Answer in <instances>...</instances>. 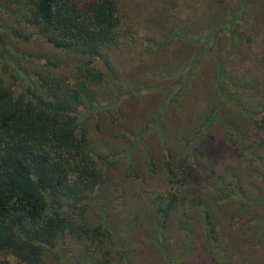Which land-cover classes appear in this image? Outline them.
<instances>
[{
	"label": "trees",
	"instance_id": "obj_1",
	"mask_svg": "<svg viewBox=\"0 0 264 264\" xmlns=\"http://www.w3.org/2000/svg\"><path fill=\"white\" fill-rule=\"evenodd\" d=\"M1 1L43 42L72 54L76 64L69 75L38 72V86L18 96L0 80V264H111L115 245L121 249L120 261L132 264L130 243L109 215L100 212L96 223L86 217L106 183L105 168L115 162L91 147L88 122L105 108L96 105L97 87L113 82L108 51L118 40L117 0ZM195 4L206 9V26L198 21L202 30L189 37L196 53L167 86L154 118L164 178L152 202L153 243L167 264H184L188 254L201 256L200 264H239L220 238L213 209H231L229 224L240 223L238 232L250 233L246 252L257 245L264 252V73H258L259 67L239 69L235 51L243 46L246 59L255 48L264 50V35L261 46L251 39L257 8L251 9L249 0ZM261 25L264 34V19ZM208 57L214 98L174 157L163 117L170 107L187 103L200 63ZM259 61L264 63V57L253 59L257 66ZM229 108L243 119V127L225 119ZM214 132L223 134L229 150L220 163L215 145L209 146ZM144 136H139L142 143ZM136 144L130 143L125 153ZM145 163L156 173L149 151ZM246 178L255 182L246 183ZM178 217L182 242L172 254L166 234Z\"/></svg>",
	"mask_w": 264,
	"mask_h": 264
},
{
	"label": "rangeland",
	"instance_id": "obj_2",
	"mask_svg": "<svg viewBox=\"0 0 264 264\" xmlns=\"http://www.w3.org/2000/svg\"><path fill=\"white\" fill-rule=\"evenodd\" d=\"M195 2L117 0L121 23L117 45L108 51L113 82H105L97 87L96 105L105 108L95 112L88 122L91 147L115 162L105 168L106 183L98 189L97 203L91 205L86 217L91 223H96L99 222L100 212L109 215L115 229L122 234L126 243H130L132 264H167L153 243L152 202L159 182L164 178V155L158 144L154 118L163 105L167 86L177 79L184 64L196 53L195 45L189 39L196 31L202 30L197 25L202 16L206 15V9L203 6L197 8ZM249 6L254 10L257 8L258 13L253 17L249 33L251 39H255L261 46L264 35L259 32L264 19L263 11L259 9L261 1L249 0ZM0 7V80L11 89L14 96H18L26 87H37L38 72H52L58 76L69 75L73 71L76 62L72 54L43 42L32 27H27L28 24L22 23L19 16L11 14L14 8L10 5L1 1ZM201 24L205 28L204 18ZM178 31L185 36H180ZM242 47L235 49L239 69L259 67L258 73L263 74L264 63L259 61L257 66L253 59L263 58L264 50L257 47L251 57L243 59ZM50 63L57 66H51ZM200 64L197 84L190 88L187 103L181 108L170 107L163 117V129L174 157L181 154L183 137L191 131L198 117L203 115L214 98L211 59L208 57ZM235 65H238V61ZM117 96H120L117 103L109 106ZM224 116L234 126H244L243 119L230 108ZM141 134H145L143 143L139 141ZM222 139L223 134L214 132L209 142L212 149L215 145V157L219 163L227 157L229 151ZM130 143L137 144L127 154L125 150L131 148ZM147 151L153 157L156 173H151L146 166ZM127 161L131 163L132 170L128 169ZM245 182L255 181L246 178ZM230 212L228 207L213 209L216 229L230 249L229 254L233 255L234 262L264 264V252L257 248L258 245L246 252L245 240L250 238V233H239L240 223L229 224ZM179 219L167 228L166 237L172 254L182 242ZM120 250L118 245L111 246V264H123L118 253ZM191 257H195L191 264L193 261L194 264H200L202 257L198 254H188L184 264H190Z\"/></svg>",
	"mask_w": 264,
	"mask_h": 264
}]
</instances>
